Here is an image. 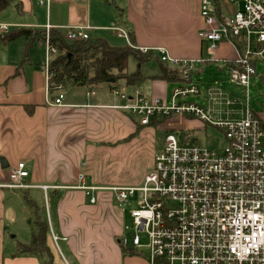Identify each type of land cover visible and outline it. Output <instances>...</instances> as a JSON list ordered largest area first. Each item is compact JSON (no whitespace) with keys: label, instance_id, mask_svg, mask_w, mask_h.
I'll return each instance as SVG.
<instances>
[{"label":"crops","instance_id":"obj_1","mask_svg":"<svg viewBox=\"0 0 264 264\" xmlns=\"http://www.w3.org/2000/svg\"><path fill=\"white\" fill-rule=\"evenodd\" d=\"M201 1L43 0V4H39L40 0H14L13 5L0 11V25L8 26L7 33L0 29V180L20 162L26 164L30 173L28 182L36 187L23 193L28 196L34 190L42 193L49 224L60 238L59 242L66 243V252L59 245L63 260L54 242L49 241L56 264H70L69 260L72 264H139L136 257L141 255L142 250L126 254L119 244L124 235V214L114 193L108 189L137 186L106 183L87 169L89 157L100 151L99 147L109 144L110 139L114 140L117 136L124 140L128 135V124L132 126L135 123L130 119L128 121V117L134 119V116L130 117V114L117 108L121 101L111 93L112 86L108 84L92 90L68 85L63 91V105L54 106L52 101L58 92L54 90L48 94L45 63L39 58L45 48L44 39L40 40L43 32L45 35L47 26H51L52 30L57 29L67 37L71 28L89 26L90 38L105 39L114 47L128 46L127 41L114 30L121 28L129 33L131 42L134 40L135 49L153 50V59L158 62V48H166L169 55L178 60L209 59L207 45L199 38L200 30L205 27L200 14ZM211 1L220 18L231 17L242 7V0L239 4L232 0ZM23 28L33 29L35 39L28 51L29 62L26 64L22 63L30 38L9 43L2 40L5 35ZM237 57L238 50L233 44L226 41L219 43L210 56L211 62L198 66L194 74L195 84L207 75L208 70L214 72L212 67L215 62L227 64ZM259 64L252 85L264 84ZM218 70L217 75L227 71ZM162 75L160 66L158 73L154 71L152 75H146L143 83L136 88L141 87V92L150 100L158 98L167 103L171 97L172 101L175 89L181 87L183 81L181 78L170 81ZM219 81L218 77L207 87L208 95V88H218ZM117 84L129 93L135 88H127L123 81ZM172 84L177 85L173 91L170 89ZM92 92L95 94L90 95ZM210 98L206 101L208 105H224L222 101L213 103ZM263 100L264 95L260 94L256 100L259 109L250 105L264 122ZM238 103L242 105L240 100ZM212 111L215 114V109ZM162 127L165 128L164 125ZM2 161L6 167L2 166ZM80 174L89 178L88 185L101 188L93 192L97 203L91 204L90 196L78 189ZM44 186L48 188L46 193L42 189ZM6 195L7 192L0 189V219L9 212L2 203ZM14 249V259L4 257L3 264H41L36 257L19 255L17 244ZM128 254L133 257L128 258Z\"/></svg>","mask_w":264,"mask_h":264},{"label":"built area","instance_id":"obj_2","mask_svg":"<svg viewBox=\"0 0 264 264\" xmlns=\"http://www.w3.org/2000/svg\"><path fill=\"white\" fill-rule=\"evenodd\" d=\"M232 2L239 4L240 0ZM39 4H43V0ZM200 14L205 27L200 30L199 38L207 45V57L212 59L210 56L219 43L233 44L238 57L219 70H227L229 82L247 90L249 99L257 64L264 63V0H242V7L227 18L218 17L211 0H202ZM0 29L7 33L8 26L0 25ZM90 29L89 26L71 28L66 39L70 42L88 40ZM51 30V26H47L44 35L48 94L53 75L51 63L58 52L51 43ZM114 30L134 47L128 32L121 28ZM139 51L149 54L153 50L141 48ZM156 51L164 64L181 71L183 85L175 89L171 103L158 98L150 100L140 88L129 93L114 82L111 93L121 101L117 108L137 117L145 126L162 118L165 129L169 130L182 128L186 117L197 118L221 129L226 146L217 152L195 143H182L173 133H167L163 147L153 156L152 171L145 176L141 187L108 188L120 207L139 197L137 208L131 213L136 233L124 234L119 244L129 253L147 248L150 264H264L263 120L247 100L243 117L214 121L211 108L187 101L189 95L200 93L194 81L198 66L211 60H178L172 58L166 48ZM64 89L63 85L56 89L54 106L63 105ZM208 93L213 103L222 101L227 106L238 103V100H227L219 87L208 88ZM29 176L26 164L20 162L0 180V189L25 191L36 187L28 182ZM88 179L80 174L78 189L95 204L97 198L93 192L101 188L88 185ZM42 189L46 193L48 188ZM50 230L62 254L60 238L51 226ZM139 234L148 236L146 246Z\"/></svg>","mask_w":264,"mask_h":264},{"label":"rangeland","instance_id":"obj_3","mask_svg":"<svg viewBox=\"0 0 264 264\" xmlns=\"http://www.w3.org/2000/svg\"><path fill=\"white\" fill-rule=\"evenodd\" d=\"M41 52L42 55H39V58L43 60L42 63H45L46 50L44 47ZM215 64H213L212 67L214 72L208 70L206 76L202 77L199 82L198 80L196 81L200 93L198 95H189L187 100L198 103L201 107L215 109V114L212 112V119L214 121L242 117L247 108V100H249L252 106L259 109L256 100L260 97V94L264 95V84L257 83L258 85H253L249 91L248 99L247 90L242 87H233V85L230 84L227 71L217 75L218 67H222L223 64L216 62ZM137 69H140L141 73L146 76L149 74L152 75L154 71L158 73L160 66L156 59H151L139 64L132 56L129 59L128 71L132 72ZM258 69L259 73L264 74V63H260ZM218 77L220 79L218 83L219 87L228 94L227 100L232 102L240 100L242 105H238L239 103L232 106H227L226 104H218L216 107L211 106V104L208 105L206 101L209 100L210 97L206 89ZM176 87L177 85L172 84L170 89L173 91ZM180 101H182V99H178V102ZM170 103L171 97L167 104ZM133 118L134 119L128 117V121L130 119L131 122L134 121L135 123L136 121L137 123L133 124L134 126L128 124V135L124 140H120V136H117V138L114 139L115 141L111 138L109 144L102 145L103 147H99L100 151L89 157L87 169L93 176H97L101 181L111 184L141 187L145 176L152 171L153 155L163 147L167 133H173L176 139L182 143H195L202 148H209L217 152H220L226 146L225 135L221 129L197 118H184L185 123L182 129H180V127L172 131L162 127L165 121L162 118H158L155 125L151 124L140 128H138V124H140L139 119L137 117ZM131 122L130 124H132ZM127 133H125V135ZM1 190L7 192L2 203L5 210L9 209V212L0 219V264H3L2 260L4 257H9L11 260L14 259L15 252L12 251H15L14 247L18 242L25 244L30 242L31 232L35 225L33 223V210L27 203L23 191L10 189ZM29 197L32 198L30 199L38 207L46 208V200L40 191H31ZM138 201L139 197L137 195L130 200L129 204L122 207L124 214L123 230L125 236L129 233H136L131 213L137 208ZM86 203L87 205L89 204L88 200H86ZM114 204L116 205L117 203L114 202ZM139 235L142 238L143 246H146L149 243L148 236L146 234ZM59 245L61 249L66 252V243L61 241ZM62 254L59 252L61 258L65 260ZM129 257L133 256L128 254V258ZM136 258H138L137 262H139V264H150L151 262L149 251L145 247L142 248L141 255ZM67 259L69 260L70 258ZM69 261L70 264H72L71 260Z\"/></svg>","mask_w":264,"mask_h":264},{"label":"trees","instance_id":"obj_4","mask_svg":"<svg viewBox=\"0 0 264 264\" xmlns=\"http://www.w3.org/2000/svg\"><path fill=\"white\" fill-rule=\"evenodd\" d=\"M13 3L14 0H0V11L6 10ZM33 35V29L23 28L5 35L2 40L4 43H9L21 38H30V42L26 48L25 59L22 63L26 64L29 62L28 51L35 42ZM41 39H44V32ZM51 43L57 48L58 52L54 55L51 63L50 71L53 75L50 91L56 90L59 85H63L64 88L68 85L79 86L88 90L96 89L103 84H108L110 87L112 84L109 81L112 79L115 80V83L123 81L127 88H136L143 83L146 77L141 73L140 69H137L133 73L128 72L130 57L133 56L139 64L154 58L152 52L142 54L139 50L129 45L114 47L101 38H89L85 41L70 42L57 29L51 31ZM133 43L134 40L132 39ZM202 59L206 60L207 58ZM159 62L163 73L162 78L170 81L174 78H181L182 81L181 71L178 68H172L164 64L160 59ZM226 63L229 64L230 62ZM156 123L155 121L152 124L155 125ZM143 126L145 125L138 124V128ZM24 194L27 203L33 210V223L35 227L31 232L29 243H17V253L19 255L36 257L41 264H56L55 254L49 245V241L53 240L46 212L43 207H38L26 193ZM57 253L59 252L57 251ZM125 253L127 254L128 251L125 250Z\"/></svg>","mask_w":264,"mask_h":264},{"label":"water","instance_id":"obj_5","mask_svg":"<svg viewBox=\"0 0 264 264\" xmlns=\"http://www.w3.org/2000/svg\"><path fill=\"white\" fill-rule=\"evenodd\" d=\"M109 82H110V83H114V82H115V80H114V79H112V80H110ZM2 166H3V167H6V166H5V164H4V161H2Z\"/></svg>","mask_w":264,"mask_h":264}]
</instances>
